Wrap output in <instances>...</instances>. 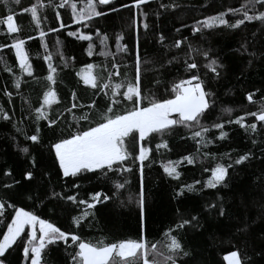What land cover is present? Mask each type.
<instances>
[{"label":"trees","instance_id":"1","mask_svg":"<svg viewBox=\"0 0 264 264\" xmlns=\"http://www.w3.org/2000/svg\"><path fill=\"white\" fill-rule=\"evenodd\" d=\"M36 2L20 0L16 4L14 0H0V19L13 14L20 29L10 36L6 26L0 25V45H10L13 38L24 39L33 66L32 76L22 74L14 50L10 47L0 49V109L9 116L8 120L0 117V202L6 203V220L0 223V233L6 230V222L14 215L7 204H14L85 241L110 242L140 237L139 162L129 160L133 171L123 175L109 173L106 178L100 173H83L65 178L50 150L51 144L69 132L79 126H88L83 120L77 124L74 115L89 113L86 106L92 101L96 104L93 112L104 110L108 103L103 92L97 94L96 89L84 85L77 73L87 64H93L97 66L94 74L107 78L105 69L111 70L115 61L121 65V73L127 72L132 78L138 41L141 83L146 93L159 99L167 98L173 82L192 74L200 76L205 90L210 93V108L201 117V124L209 129L202 133L203 139L193 138L192 133L199 131V127L175 125L162 137L154 135L148 141L152 151L143 165V232L150 252L151 244H157L161 255L156 259L163 264L168 243L165 233L171 229V234L189 252L188 256H178L177 264L182 261L186 264H225L223 256L231 251H238L244 264H264V124L246 115L257 111L264 98V23L246 21L238 28L218 26L202 28L196 33L192 30L197 21L227 12L229 8H238L247 0H148L139 9L121 7L130 5L132 0H112L110 5L99 9L107 14L93 17L86 22L87 27L73 23L71 10V3H76L79 10L86 0H69L64 7H58L63 0H40L43 5L38 10L40 29L31 20V14L22 11ZM109 8L119 10L112 12ZM260 10L264 9L257 5V11ZM238 18H242L240 13H228L225 17L230 23ZM61 23L65 25L63 28ZM40 30L45 32L43 40ZM70 31L92 36L91 56L88 54L89 41L69 36ZM117 35L122 36L120 44L126 45L127 51H117ZM103 36L107 37L106 47L100 43ZM176 40L182 41L180 48L174 46ZM102 50L115 55L103 56ZM204 52L208 53L207 58ZM46 55L52 57L50 62L56 68V83L52 88L57 93L58 103L44 109L49 119L56 120L51 126L48 119L37 121L35 112L42 103L43 93L48 90ZM186 60L195 61L197 69L187 72ZM212 60L216 61V73L206 67ZM15 79L21 81L19 89L14 87ZM119 79L113 78V82ZM5 90L11 93L10 97ZM249 93L253 94L254 102L248 101ZM73 103L84 107L66 111ZM130 106L122 104L120 107ZM240 116L245 117V125L256 123V131L235 123ZM214 123L223 124L222 130L226 133L223 139L220 138L221 129L212 127ZM37 129L39 142L34 143L26 137L35 134ZM162 140L168 146L157 150L156 144ZM23 148L28 151L23 152ZM244 154H248V159L235 164L234 161ZM186 156L192 157L194 162L188 164L182 160ZM168 161L180 162L177 166L179 179L164 173L162 164ZM217 163L232 164L226 180L217 188L205 187L211 168ZM29 171L33 174L31 180L25 179ZM124 180L128 181L125 188L117 190L115 183ZM74 184L78 187H73ZM186 185H192L193 190L189 191ZM95 192L101 193L102 202L92 209L67 200L68 195H74L78 200L92 203L90 194ZM105 195L110 199L103 200ZM221 208L223 215L219 214ZM85 210L89 215L82 217ZM192 216L197 217L198 226L193 227L196 224L193 221L183 228L176 227ZM73 217H82L79 226L73 223ZM22 235L26 240V234ZM68 244L71 245L70 239ZM73 249L74 246L67 247L60 241L49 245L43 255L48 264H70ZM0 259H4L5 264H25L19 239Z\"/></svg>","mask_w":264,"mask_h":264},{"label":"snow or ice","instance_id":"2","mask_svg":"<svg viewBox=\"0 0 264 264\" xmlns=\"http://www.w3.org/2000/svg\"><path fill=\"white\" fill-rule=\"evenodd\" d=\"M16 4L20 3V0H14ZM148 0H132L131 4H124L121 7L139 9L142 4H146ZM69 3V0H63L58 7H64ZM112 3V0H86L84 6L77 10V4L71 3L72 21L73 23L81 24L87 27L93 17L104 16L107 13L103 10H99L101 6H108ZM257 5L264 9V0H247L246 3L240 5L238 8H229L227 12H221L216 16H210L203 21H197L193 26V32H200L202 28H213L218 26H225L230 28H238L246 21H260L264 23V10L257 11ZM43 5L40 0L32 4L28 8H24V13L31 14V20L35 23L37 29H40L41 20L38 15V10ZM164 7V5H161ZM119 9L109 8V11L115 12ZM11 11V9L9 10ZM250 12L252 14H250ZM228 13L236 15L240 13L242 18L236 19L234 22H229L225 19ZM140 15H146L140 13ZM57 20L60 19V14L56 15ZM136 19H133V25L136 26ZM0 25L6 26L7 34L12 35L19 32V27L14 19L13 14H8L3 19H0ZM65 25L60 24L63 28ZM143 27L147 29L148 25L143 24ZM51 31H57V29H51ZM69 36L77 37L82 41H89L88 54L92 55L93 45L91 43L92 36L88 34L79 33L78 31L68 32ZM39 36L43 40L45 32L39 31ZM97 36L99 37V31L97 30ZM32 39V37H28ZM106 36L100 37V43L106 47ZM122 36L117 35L116 44L117 51H127V46H122L120 41ZM163 40V37H161ZM26 41L20 38H13V42L10 45H0V49L4 47H10L14 50L15 59L18 62L20 72L33 75V66L29 62V55L25 49ZM182 44L181 40H176L174 46L180 48ZM191 50V47L189 46ZM103 56L115 55L104 50L100 53ZM203 55L207 58L208 53L204 52ZM45 61L48 62V75L46 80L48 82V90L43 93V100L40 107L35 109L36 120L48 119L49 126L56 123V120L49 119L44 111L45 108L51 107L53 104L58 103L57 93L53 90L52 85L56 83L55 73L56 68L53 67L50 62L52 57L46 55ZM173 59H176L173 57ZM171 63V61H169ZM216 61H210L206 67L211 69L213 73H216ZM97 67L93 64H87L85 68L81 69L77 75L83 81L84 85H87L97 90V94L103 92L108 103L104 110L99 112H93L96 104L92 101L86 107L90 110L89 113H84L79 117L74 115L76 123L83 120L88 122V126H79L75 131L68 133L66 137H62L57 142L51 144L50 150L54 152L55 163L58 165L59 171L63 177H77L83 173H100L106 178L109 173L113 175H123L124 173H131L133 168L128 164L129 160L133 163L139 162V170L141 175V189L139 192L138 204L141 210V235L138 239H120L118 241L105 242L99 240L96 242L85 241L79 235L71 232L62 231L54 223L49 222L47 219H42L39 215L31 211H26L22 207H16L14 204H7V207L12 208L14 215H11L10 221L6 222V230H3L0 235V257H5L6 252L17 243L18 239L22 245L23 260L25 264H48V261L44 258V252L49 245H54L57 242H64L67 247L74 246L73 252L70 253V264H161V261L156 259L161 253L157 248V244H151V252L149 245L145 239L143 232V209H144V192H143V165L146 160L149 159L151 149L148 146V141L154 136H163L166 132L170 131L175 125H183L185 127L197 126L199 131L192 133L193 138L202 137V133L209 131L208 127L201 124V117L206 113V110L210 108L209 96L210 93L205 90L203 81L198 74H192L187 79H179L178 82H173L168 90V97L159 99L154 95H150L143 90L141 83V56L139 52V43L137 41L134 63V75L132 78L128 77V73H121V65L113 61L111 64V70L107 71V78L94 74L93 69ZM127 67V65H125ZM198 65L195 61H185V70L192 72L197 69ZM11 72V68L7 69ZM218 75V73H217ZM119 77L118 82H113V78ZM158 84L159 81L157 80ZM14 87L19 89L21 87V81L15 79ZM5 94L9 97L10 92L5 90ZM72 99L75 101L76 94L72 93ZM249 102L253 101V94L249 93L247 96ZM122 104L131 105L130 107H124L121 109ZM79 106L73 103L71 108L66 111L71 112L72 109ZM247 116L255 118V121L264 124V98H262L261 107L257 111L246 113ZM0 117L5 120L9 119V116L3 109H0ZM244 116L237 117L234 121L241 127L250 128L253 132L257 129V124L252 123L245 125L243 123ZM231 122V121H230ZM212 127L221 129L220 138L223 139L226 133L222 130L223 124L214 123ZM28 140L38 143L39 142V129L35 134L26 137ZM211 141H207L210 143ZM167 142L161 141L156 144V149L167 148ZM23 152H27V148L21 149ZM248 159V154L240 155L235 161V164H241ZM182 160H186L188 164H192L193 158L186 156ZM179 161H168L162 164L163 171L169 177L173 179H179L180 173L177 171ZM232 167V164L227 166L217 163L211 168V175L204 183L205 187L217 188L222 185L228 173V168ZM208 171V169H205ZM8 175L9 173H5ZM32 172L29 171L25 174V179H32ZM128 183L124 180L123 183L116 182L115 188L117 190L125 188ZM200 183V181H196ZM78 187V185H73ZM189 191L193 190L192 185L185 186ZM101 193L95 192L90 194L92 203L87 200H78L74 195H68L67 200L77 203L79 205H85L86 209H92L96 203L102 202L100 200ZM110 199L105 195L103 200ZM131 200V196L129 197ZM209 207H215L210 205ZM6 208L5 202H0V223H4V210ZM219 214L223 215V209H219ZM89 215V212L85 210L82 213V217ZM82 217H73V223L79 226ZM195 221L196 224L193 227L199 225V221L196 216H192L191 219H183L176 227L183 228L185 225H190ZM27 229V231H26ZM171 229L168 233H165L168 243L165 244L167 249V255L164 256L163 264H177L178 256H188L189 252L185 251L180 240L171 234ZM26 234L27 239H24ZM69 239L71 245L68 244ZM151 255V259L149 258ZM227 264H244V258L241 257L238 251H231L223 257ZM0 264H5L4 259H0ZM186 264V262H181Z\"/></svg>","mask_w":264,"mask_h":264},{"label":"rangeland","instance_id":"3","mask_svg":"<svg viewBox=\"0 0 264 264\" xmlns=\"http://www.w3.org/2000/svg\"><path fill=\"white\" fill-rule=\"evenodd\" d=\"M26 231H27V229H26ZM227 254H228V253H227ZM227 254H225V255H227ZM225 255H224V256H225ZM224 256H223V257H224ZM223 260H224V259H223ZM224 262H225V264H227V262H226L225 260H224Z\"/></svg>","mask_w":264,"mask_h":264}]
</instances>
